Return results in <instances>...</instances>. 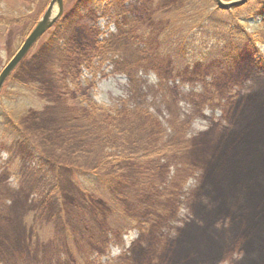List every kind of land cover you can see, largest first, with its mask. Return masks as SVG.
Listing matches in <instances>:
<instances>
[{
    "label": "rangeland",
    "instance_id": "obj_1",
    "mask_svg": "<svg viewBox=\"0 0 264 264\" xmlns=\"http://www.w3.org/2000/svg\"><path fill=\"white\" fill-rule=\"evenodd\" d=\"M50 1L0 0V72L35 26L36 23L29 27L31 22L45 6L39 20ZM78 1L64 0V21L61 18L40 38L23 60L21 69L7 79L0 92V112L3 109L18 114L26 111L18 122L33 147L11 144V139L0 132V228L1 224L7 225L10 233L5 235L0 229L3 243H0V264H143L164 254L167 240L173 243L186 231L184 228L196 222L198 211L193 208L194 196L201 193L199 186L203 176L199 165L205 161L214 165L217 158L213 152L208 153L213 139L219 135L216 124H227L232 100L255 88L264 73V43L246 50L237 62L236 68L241 66L243 79L241 73L230 77L228 74L225 79L224 74L211 75L212 70L202 76L177 75L172 61L170 63L162 54L154 56L145 30L151 23L163 21L161 11L174 8L182 0H98L95 4L84 3L85 7L78 5L68 16ZM249 2L251 6L235 12L236 20L231 19L232 13L224 14L210 24V29H219L220 35L225 31L224 24L239 23L248 32L264 37V10L261 16L257 15V1ZM79 17L85 19L82 21ZM77 18L78 23L74 24ZM255 22L257 24H253ZM66 26L71 28L68 40H65ZM164 40L171 42L170 38ZM91 48L95 49L92 55ZM156 59L164 64L163 70L158 69ZM26 71L31 83L46 87L50 94H35L34 107L24 109L19 82L23 81ZM77 85L91 104L111 115L119 112L117 132L126 131L124 123L128 118L139 119L143 112L148 114L153 124L145 131L140 125L135 127L130 133L133 142L128 149L134 147L136 140H146L145 145L131 151L130 157L133 162L146 160L145 165L154 171L158 183L156 194L172 195L171 200H167L168 206L165 204L169 216L157 214L155 206L150 208L152 197L143 202L145 197L140 196L135 201V186L130 185L127 193L132 194L133 199L128 198L115 208L121 214L120 220L134 219L137 224L131 230L128 227V231L120 232L121 228L113 227L109 230L103 224L105 218L97 217V213H105V216L111 213V194L105 196L100 192L95 199H90L92 204L82 200L74 177L76 172L65 165L81 166L82 163L86 168L87 161L82 157L87 152L88 160L102 156L113 167V172L126 171L127 183L130 178L136 176L138 180L142 176L140 170L131 165L123 168L126 155L125 144L119 140L121 136L116 142H99L98 152L95 144L89 148L92 151L86 147L76 157L64 151L70 150L69 140L75 135L70 128L75 126L72 117L79 97L74 100L75 95L60 96L57 89L65 87L68 91ZM235 104L234 112L239 105ZM262 105L263 102L257 103L253 108L262 110L258 108ZM240 130L238 126L228 133H232V139L218 157H226L228 147L236 146L240 139L235 138ZM199 145L201 148H197ZM79 150L72 147V152ZM52 162L60 163L61 167L57 169V164ZM192 165L196 169L190 175L184 169ZM163 202L162 198L157 208ZM32 210L35 211L31 214ZM91 234H95L97 240L90 238ZM239 257L233 254L218 264H232Z\"/></svg>",
    "mask_w": 264,
    "mask_h": 264
},
{
    "label": "trees",
    "instance_id": "obj_2",
    "mask_svg": "<svg viewBox=\"0 0 264 264\" xmlns=\"http://www.w3.org/2000/svg\"><path fill=\"white\" fill-rule=\"evenodd\" d=\"M97 1L79 0V3L70 10L68 16L72 15L74 8L78 5L80 7L84 3L87 5L95 4ZM253 1H257L255 11L257 15L261 16V12L264 10V0ZM250 3L230 10H221L217 6L214 7L216 5L215 0H182L181 4L174 8L168 7L166 12L161 11L164 14L163 21L151 23V26L145 30L148 32L147 40L150 41V50L154 56L162 54L170 60V63L172 61L173 70L177 75L202 76L207 70H212L211 75L221 76V74H224L225 79L228 78V74H230V77L236 73H241L240 78L243 79L244 73L239 70L241 66L236 68L237 62L243 58L246 50L255 49L257 43H264V37L259 33L248 32L245 26L239 25V23H232L230 26L226 23L224 27L220 23L219 26L223 27L225 31L218 35L220 30L212 31L210 24L216 18L223 17L224 14L231 15L232 13L231 19L236 20L235 14L237 11L243 7L251 6ZM44 7L40 10V14ZM156 14L157 12H155ZM39 15L36 16L29 27L36 23ZM63 18L62 21L65 19ZM79 18L82 21L85 19V17ZM77 20L78 18L74 24L78 23ZM253 24H257V22ZM65 29H68L65 40H68L71 28L66 26ZM212 37L214 41H211ZM166 38H170L171 42L164 40ZM210 42H212V45H210ZM94 51L95 49L91 48L90 55ZM157 61L158 69L163 70L164 64L159 60ZM20 65L11 76L21 69ZM262 68L264 71V62ZM29 80L30 75L26 71L23 81L19 82V97L24 109L34 107L36 104L35 94L46 96L50 94L45 89L46 87L31 83ZM258 80L260 82L255 88L249 90L237 100H232L233 103L230 104L228 109L227 124H216L219 135L213 139V144L208 153L213 152L217 156L213 163L218 166L211 168L214 165H208L206 161L199 165L203 176L199 186L201 193L194 196L196 202H194L193 208L198 211L196 222L184 228L186 231L179 235L173 243L171 240H167L168 245L164 254L161 253L157 258L147 260L143 264H218L233 254H238L240 257L232 264H264V73L261 74ZM77 88H79L78 85L73 90L68 89V91L65 87L57 89V94L60 96L70 98L75 95L73 96L74 100L79 97L74 106L72 117L75 126H72L73 129L70 128V131H73L75 135L72 138L73 140H69L70 150L68 151V148L64 147V149L66 148L64 151L72 153L76 157L86 147H88V151H92L89 148H91V144H95L94 149L98 152L96 148H99V142L103 140L105 142L115 140L116 142L121 136L119 140L125 144L124 154L126 155V158L123 159L125 163L123 168L127 169L131 165L140 170L142 176L138 180L136 176L130 178L129 183H127L128 174L126 171H122L120 174L113 172V167L102 156L90 157L89 162L87 159L89 153L87 152L88 154L86 153L82 157V160L87 161L88 166H85L86 168L83 167L82 163L81 166L65 165L71 171L76 172L74 177L78 181L77 186L82 200L92 204L90 199H95L100 192L105 196L111 194L112 199L109 201L111 213L107 216L102 212L97 213V217L102 215L105 218L103 224L109 230L113 227L114 229L121 228L120 232L128 231V227L131 230L137 224L134 219L120 220L121 214L115 208L124 200L133 199V195L127 193L130 185L135 186L133 187L135 201L139 200L140 196L145 197L143 202L152 197L150 208L155 206L154 210L157 214L169 216L170 211L167 208V203L171 200L172 195L169 194L170 196H168V193L164 196L163 194H156L155 190L158 183L155 180L156 176H153L154 171H150L149 166L145 165L146 160H137V163L133 162L130 157L131 151L145 145L146 140L142 142L140 139L136 140L134 147L128 149V145L133 142L132 136H130L132 130L140 125L142 130L145 131L147 127L153 124L152 121L148 120L150 118L148 114L143 112L139 119L128 118L124 123L126 131L119 129L117 132L119 112H116V115H111L105 109L103 110L101 107L91 104L89 100L87 101V94L85 93L86 96H84L82 90ZM261 102H263V105L257 107L262 110L255 111L253 107ZM235 103L239 105H237L238 107L234 112ZM24 113L26 111H21L18 114L15 111H4L3 109L0 112V132L3 131L11 139V144L20 145L21 148H27L28 146L33 148L23 125L18 122ZM124 116L125 114L122 115V117ZM238 126L241 130L235 139L240 140L232 149L231 146L228 147L229 152L226 157L223 155L218 157V154H222L220 150L223 148L225 150L228 140L232 139V133H228L237 130ZM221 132L224 133L221 134ZM57 140L63 139L57 138ZM73 146L80 150L72 152ZM197 148H201L200 145ZM95 162H97V165H95ZM52 164H57V169L61 167L60 163L52 162ZM195 169L192 165L187 166L184 170L191 175ZM173 185L175 187V183ZM180 185L181 181L178 187ZM162 198L164 202L160 203L161 205L157 208V204ZM132 204H135V202L133 201ZM34 211L32 210L31 214ZM35 214L38 217L40 216L38 211ZM126 222H130L131 225ZM3 226L1 224L2 228L0 229L4 230L5 235H9V229H6L7 225ZM74 228L76 227L74 226ZM106 231L107 228H105L104 233ZM80 232H82L81 228ZM91 235L90 238H96L95 234ZM1 245L0 257L2 254Z\"/></svg>",
    "mask_w": 264,
    "mask_h": 264
},
{
    "label": "water",
    "instance_id": "obj_3",
    "mask_svg": "<svg viewBox=\"0 0 264 264\" xmlns=\"http://www.w3.org/2000/svg\"><path fill=\"white\" fill-rule=\"evenodd\" d=\"M249 0H215L216 5L221 10H229L246 4ZM64 13V0H51L45 12L36 22L33 29L26 36L20 48L11 57L8 63L0 72V92L17 66L25 59L27 54L37 43V41L50 30Z\"/></svg>",
    "mask_w": 264,
    "mask_h": 264
}]
</instances>
